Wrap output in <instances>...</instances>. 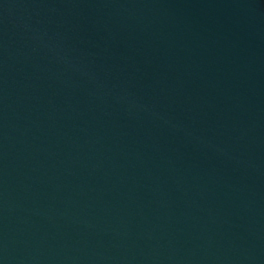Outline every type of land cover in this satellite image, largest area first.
<instances>
[{
  "label": "water",
  "instance_id": "1",
  "mask_svg": "<svg viewBox=\"0 0 264 264\" xmlns=\"http://www.w3.org/2000/svg\"><path fill=\"white\" fill-rule=\"evenodd\" d=\"M0 264H264V0H0Z\"/></svg>",
  "mask_w": 264,
  "mask_h": 264
}]
</instances>
